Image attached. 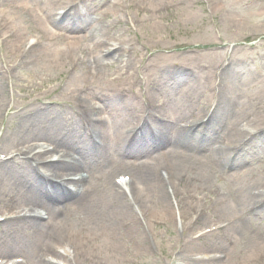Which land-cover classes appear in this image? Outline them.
Returning <instances> with one entry per match:
<instances>
[{"label": "rangeland", "instance_id": "obj_1", "mask_svg": "<svg viewBox=\"0 0 264 264\" xmlns=\"http://www.w3.org/2000/svg\"><path fill=\"white\" fill-rule=\"evenodd\" d=\"M32 1L37 4L42 2ZM158 1L160 0H151L153 4ZM166 2L167 6H172L162 10L155 19L139 20L134 24L133 30L111 21L101 24L98 21L94 22L96 23L93 28L94 37L105 35L120 37L128 44H133L137 50L131 54L134 68L129 70L128 75L125 76L122 71L124 68L118 71L115 68L117 64L108 63L106 59L102 74L93 85L103 86L109 81L128 87L135 83L134 79L137 77L144 81L157 80V83L160 81L164 83L169 68L173 67V71L178 69L189 73L185 81L179 85L171 87L170 84L164 83L173 92V100L177 101L179 97L199 98L201 104H209L217 99H223L229 106H234L235 113L223 119L219 129L217 125L218 133L233 125L231 134L236 128L237 131L246 133L247 137L242 148L225 158L226 171L217 172L209 180L211 192L206 198L209 201L208 216H219L223 220H232V223L224 233L213 235L218 237V243L216 241L214 244L199 245L205 243L207 239L191 240L193 238L191 234H180L175 231L171 222L161 223L156 219L157 224L152 222L153 224L145 229L144 237L147 240L145 247L137 250L130 232L126 231L130 224L125 221L126 226L117 220L114 228L118 229V234L112 236V240L109 239V235H99L96 242L76 252L78 259L81 264H260L264 255V207L253 205L248 194L254 186L264 188V6L258 5V8H255L254 3L247 4L245 0L241 2L222 0L218 11H210L211 7L207 5V0L191 5L185 3L179 5L180 3L170 0ZM97 3L98 1L85 0L80 11L95 15ZM256 13H260L261 16H256ZM14 17L24 24L25 34L33 33V23H27L22 14ZM35 18L40 26L44 18L37 13ZM217 32L221 37L218 44L212 39ZM54 41L60 44L64 40ZM12 45L15 44L5 43V47ZM81 46H90V42H83ZM141 46L156 48L159 53L144 59L142 54L147 49ZM257 51L259 55L255 56ZM46 54L43 51L37 53L31 64L15 70L16 80L10 86V99L16 106H21L30 98L38 96L45 100L67 102L72 109L75 95L82 91L86 92L82 85L88 67L78 65L67 73L70 65L61 64L62 57H56V54L51 52ZM84 55L92 56L89 52ZM10 59L7 51L0 48V65L6 64ZM128 62V69H131V61ZM158 99L163 100L165 97L160 96ZM183 105L185 116L195 115L196 110L201 107L188 102ZM71 109L59 107L54 114L60 113L56 116L59 128L75 132L78 126L72 118ZM108 113L110 117L122 118L116 108L107 110L105 115ZM136 113L138 112H130L124 123H129ZM50 115L42 114L37 120L45 125L53 120L54 115ZM8 120L12 125L14 119L9 116ZM206 130L209 131L207 128ZM209 132V137L217 140V135ZM43 137L45 139L48 137L45 132L34 139L44 140ZM30 139L31 137H28L23 142ZM12 143H8L7 146L10 147ZM222 152L228 155L226 149ZM202 154L206 158L210 157L204 152ZM233 156L234 161L231 160ZM233 169L235 171L232 173ZM247 171L249 173L243 174ZM105 182L100 184L101 188L105 187ZM98 192L105 196L102 189ZM206 194L207 190L202 189L192 197L202 200ZM103 199L97 196V200ZM19 200L22 201L24 198L20 197ZM2 203L1 199L0 206ZM192 205L195 204L192 202ZM151 212L154 213L153 209ZM61 220L63 221L61 229L68 226L67 233L63 232V238L65 235L67 238L71 231L76 232L88 227L81 212L70 205L64 209ZM37 231L40 233H35L36 231L32 229L16 233V237L22 239L19 247L13 245L16 239L14 235L5 238L0 234V257L25 255L29 258H27L29 264H41L35 257L39 249L44 248L43 245L49 240L50 235L41 232L42 230ZM27 240L36 247L31 255L25 250ZM78 242L79 238L77 245ZM57 249L62 251V248ZM158 251L165 255L164 263L155 257ZM209 251H219L224 257L201 263L192 262L190 259L191 254Z\"/></svg>", "mask_w": 264, "mask_h": 264}, {"label": "bare ground", "instance_id": "obj_2", "mask_svg": "<svg viewBox=\"0 0 264 264\" xmlns=\"http://www.w3.org/2000/svg\"><path fill=\"white\" fill-rule=\"evenodd\" d=\"M15 1H21L30 8L31 3L28 0H0V7L12 5ZM166 1L168 0H160L156 4H153L151 0H122L121 3L127 2V10H123V6L119 4V8L113 11L109 9L106 1L105 7L107 10L112 11L114 16L120 21L127 24L135 23L139 20L154 19L161 8L167 7ZM170 1L180 4H193L199 0ZM216 1L207 0L206 3L210 5L211 11H218L217 8L219 6ZM74 2V0H64L62 2L60 0H48L46 2L44 5L46 11L44 24L40 25V34L35 44L54 39L55 35L51 32L50 27L64 23V20L69 21L74 16L75 28L81 29L87 26L82 21L81 15L79 13L76 14L77 9ZM130 9L139 13L146 12L148 15L142 14V16H136L132 19L129 14ZM62 10L64 12L60 13ZM58 16L64 18V20H58ZM2 20L0 19V22ZM1 26L2 24L0 23V37L4 35V30L1 29ZM20 29L22 30V28ZM21 35V32H17L16 30L14 35L9 37L19 42L17 39ZM81 42L82 38L80 36L67 38L62 44L51 42L44 49L46 52H43L45 55H47V52L55 53L56 57H62L61 64H70L78 61L85 52L81 46ZM34 45L24 47L26 48L28 58L32 57ZM92 53L97 56L98 60L94 58L91 60L87 59L86 65L93 71L91 74L94 75L98 74L101 69V62L104 57L109 56L110 60L120 63L119 59L125 55L126 48L115 38L102 39L94 44ZM116 69H121L119 64L116 66ZM177 75L180 82L185 78L181 73H177ZM9 76V71L0 72V110L8 106V101L4 94L5 89L2 87L1 81L5 82ZM169 78L173 80V69L169 72ZM159 87L160 85H157L155 90L160 89ZM155 90L147 92L146 100L141 104V113H151L153 111V119L148 121L142 117H138L132 122L131 128L121 126L119 121H114L111 125L106 124V121L99 117V113L95 114L89 105L82 106L80 113H77V117L80 121H83V124L84 122L85 124L87 123L88 129H94L92 136L82 131L79 138L54 137L49 131L50 129L46 128V134L49 135L48 139L56 145L69 148L68 150L74 154L72 157L58 156L55 160L45 163L44 161L50 157L51 152L46 150L34 151L33 149L26 148L23 152L19 153V156L23 160L21 163H16L12 158L0 160V195H3L5 192H11V181L16 179L18 181L16 186L18 188L16 192L17 196H31L32 198H28L30 199L28 203H40L48 211V219L42 220L41 224L39 223V220H41L39 213L28 211L24 213L25 217L9 215L3 224L0 225L1 234L10 237L12 234L8 233V230L12 229L14 234L19 230H24L25 227L19 226L17 219L24 221L32 227H39V225H42L43 228L48 227L50 220L53 218V211L50 210L48 203L68 198L73 200L68 205L77 208L86 219L87 226L89 227L86 232L97 235V238H99V235H109L108 237L112 240V236L118 234V229L114 228L116 221H122L124 224L125 221H128L127 223L130 225L127 226L125 224L127 229H124L130 232V236L136 243L137 250L145 247L147 243L144 237L145 228L149 225L151 226L152 222H156V219L166 223L171 222L170 224L180 232L193 231V224L200 221L203 217L195 212L201 211L203 213V210L197 206L190 207L192 208L191 214L187 216L185 208L191 200V194L184 179L198 176L199 182L204 183L210 175L211 171L208 167V162L196 155L198 150L192 143L195 141L202 144V141H205L204 138L206 137L202 135L201 128H197V124L207 113L199 116L195 122L187 123L186 126H173V111L182 102L178 100L174 108L173 102L157 104L154 98ZM124 93L131 94L136 102H139L143 97V93L141 92L123 90L113 85L92 90L91 95L98 103L105 104L101 107V110H103L116 105L115 102L110 101L103 95L112 96L118 94L117 99L125 100L127 97L120 96V94ZM171 99L173 100V94ZM129 103L130 101H121L119 103V108L121 107L124 116L130 112V107L126 106ZM224 107L225 103L221 101L214 112L222 111L221 109ZM28 110H32L33 113L37 114L48 110V108L43 106L42 110L38 111L37 107H28L18 112L14 111L13 114L21 116ZM202 112L207 111L204 109ZM229 113L234 114L235 112ZM208 119L209 124L215 122L214 115H211V118ZM200 124L204 123L201 122ZM31 125L32 123L27 122V118L22 115L9 133L0 135V145L6 143V140L12 135L30 134ZM40 129L44 128H38L33 133H38ZM110 130L114 131L110 133ZM69 131L61 130L60 133H68ZM242 136L246 138L245 134L238 133L234 137V140H238ZM147 137H151L153 143L157 146L148 148L143 145L141 139ZM111 144L126 157H140L139 159L141 160L152 161V166L142 165L138 169L131 168L128 164L118 161L117 156L110 154ZM231 145L233 147L231 151H235L236 144L231 142ZM188 151L191 154H188ZM212 155L217 162H221L216 149L212 151ZM98 158L102 159L100 165L105 168L102 172L93 170L91 166V163ZM214 165L218 166L217 163H214ZM113 168L130 171L132 181L126 185L127 188L124 189L123 186H117L114 183L110 184L109 181L105 182L104 188H101V185L96 183L97 180L106 175V170ZM158 169H165L167 172L159 174ZM80 170L86 172L85 177L79 173ZM99 189L104 191L105 196L98 192ZM33 196L35 197L33 198ZM97 196L104 199L97 200ZM255 196L257 197L253 200L254 205L264 203V194L262 192ZM43 207H41L42 210ZM175 208L178 211V217H176ZM152 209L154 213L151 212ZM56 213L63 215L61 211ZM185 220H189L190 224H184ZM49 231L51 232L49 239L52 242L46 245V250L42 253L40 261L43 264H79L76 251H72V256L65 251L59 254L57 248H64L69 246V244L72 245L73 249L77 247L76 244L69 240L61 239L64 229L61 231L50 229ZM211 234L204 236L208 241L199 245L219 242L218 237L210 238ZM76 240L77 237L72 235L71 241ZM90 241V236L82 237L78 243L79 249L86 248ZM61 242L62 244H60ZM65 242L69 244H64ZM13 245L19 247L20 241L15 239ZM25 249L28 253H31V244L29 242L25 246ZM5 250L8 249L5 248Z\"/></svg>", "mask_w": 264, "mask_h": 264}]
</instances>
